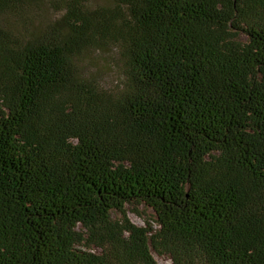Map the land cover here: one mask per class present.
Here are the masks:
<instances>
[{"label":"trees","instance_id":"1","mask_svg":"<svg viewBox=\"0 0 264 264\" xmlns=\"http://www.w3.org/2000/svg\"><path fill=\"white\" fill-rule=\"evenodd\" d=\"M38 1L0 0V264H264V0Z\"/></svg>","mask_w":264,"mask_h":264},{"label":"rangeland","instance_id":"2","mask_svg":"<svg viewBox=\"0 0 264 264\" xmlns=\"http://www.w3.org/2000/svg\"><path fill=\"white\" fill-rule=\"evenodd\" d=\"M113 0H90L88 8L96 10L99 8H113ZM32 13L27 14L30 26L24 23H17L19 26H25L24 32L31 33L32 36L38 37L49 22L58 19L63 13L52 8L47 1L39 0L31 6ZM13 22V21H12ZM8 23H11L10 20ZM26 24V23H25ZM118 48L111 45L110 48H102V50L90 49L78 58V64L85 79L94 80L99 85L108 88L119 89L125 82V76L122 68L120 53ZM127 214L130 220L142 227H146L149 220L156 227L154 213L151 209L144 205H127ZM114 219H120V213L113 212ZM158 264H172L169 257H160L155 251L152 252Z\"/></svg>","mask_w":264,"mask_h":264}]
</instances>
